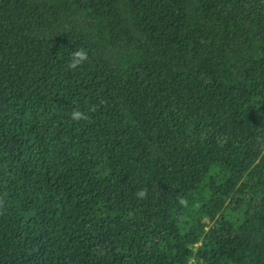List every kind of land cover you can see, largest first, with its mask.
<instances>
[{"label": "trees", "instance_id": "1", "mask_svg": "<svg viewBox=\"0 0 264 264\" xmlns=\"http://www.w3.org/2000/svg\"><path fill=\"white\" fill-rule=\"evenodd\" d=\"M0 264H264V0H0Z\"/></svg>", "mask_w": 264, "mask_h": 264}, {"label": "clouds", "instance_id": "2", "mask_svg": "<svg viewBox=\"0 0 264 264\" xmlns=\"http://www.w3.org/2000/svg\"><path fill=\"white\" fill-rule=\"evenodd\" d=\"M88 59V53L85 49L83 48H80L76 51H74L72 54H71V57H70V60L68 61V68L69 69H75L77 66L83 64L85 61H87ZM87 117L85 116V114L79 110H74L72 113H71V119H73L74 121L75 120H80V119H86ZM147 195V190H141V191H138L136 193V196L140 199H143L145 198ZM181 204H185L186 201L185 200H181L180 201Z\"/></svg>", "mask_w": 264, "mask_h": 264}]
</instances>
